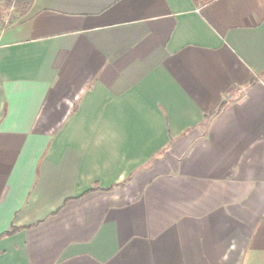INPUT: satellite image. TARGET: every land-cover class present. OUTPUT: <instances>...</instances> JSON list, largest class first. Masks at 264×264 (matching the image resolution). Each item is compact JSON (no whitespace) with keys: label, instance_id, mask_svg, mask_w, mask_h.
Here are the masks:
<instances>
[{"label":"crops","instance_id":"obj_1","mask_svg":"<svg viewBox=\"0 0 264 264\" xmlns=\"http://www.w3.org/2000/svg\"><path fill=\"white\" fill-rule=\"evenodd\" d=\"M0 264H264V0L1 28Z\"/></svg>","mask_w":264,"mask_h":264},{"label":"rangeland","instance_id":"obj_2","mask_svg":"<svg viewBox=\"0 0 264 264\" xmlns=\"http://www.w3.org/2000/svg\"><path fill=\"white\" fill-rule=\"evenodd\" d=\"M25 7L24 0H0V29L13 23Z\"/></svg>","mask_w":264,"mask_h":264},{"label":"trees","instance_id":"obj_3","mask_svg":"<svg viewBox=\"0 0 264 264\" xmlns=\"http://www.w3.org/2000/svg\"><path fill=\"white\" fill-rule=\"evenodd\" d=\"M31 0H24L25 4L28 5L30 3ZM196 2L198 1H202V2H207V1H210V0H194ZM223 106V103L220 104L219 106V109Z\"/></svg>","mask_w":264,"mask_h":264}]
</instances>
